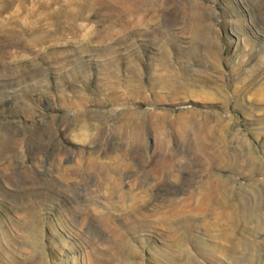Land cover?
<instances>
[{
    "label": "rangeland",
    "instance_id": "1",
    "mask_svg": "<svg viewBox=\"0 0 264 264\" xmlns=\"http://www.w3.org/2000/svg\"><path fill=\"white\" fill-rule=\"evenodd\" d=\"M0 264H264V0H0Z\"/></svg>",
    "mask_w": 264,
    "mask_h": 264
}]
</instances>
